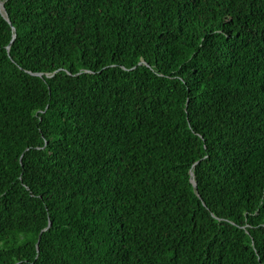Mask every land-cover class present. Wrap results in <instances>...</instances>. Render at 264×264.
<instances>
[{
  "label": "trees",
  "instance_id": "1",
  "mask_svg": "<svg viewBox=\"0 0 264 264\" xmlns=\"http://www.w3.org/2000/svg\"><path fill=\"white\" fill-rule=\"evenodd\" d=\"M0 1V264H264V0Z\"/></svg>",
  "mask_w": 264,
  "mask_h": 264
},
{
  "label": "water",
  "instance_id": "2",
  "mask_svg": "<svg viewBox=\"0 0 264 264\" xmlns=\"http://www.w3.org/2000/svg\"><path fill=\"white\" fill-rule=\"evenodd\" d=\"M0 13L2 14V16L9 22V19H8V15L5 11V8H4V5H3V2L0 1ZM195 186V185H194ZM50 225V223H49Z\"/></svg>",
  "mask_w": 264,
  "mask_h": 264
}]
</instances>
